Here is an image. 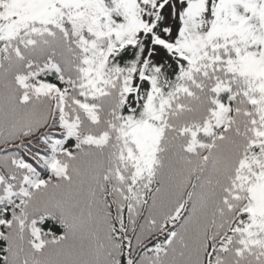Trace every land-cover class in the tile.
I'll return each mask as SVG.
<instances>
[{
    "label": "snow or ice",
    "instance_id": "1",
    "mask_svg": "<svg viewBox=\"0 0 264 264\" xmlns=\"http://www.w3.org/2000/svg\"><path fill=\"white\" fill-rule=\"evenodd\" d=\"M0 264H264V0H0Z\"/></svg>",
    "mask_w": 264,
    "mask_h": 264
}]
</instances>
